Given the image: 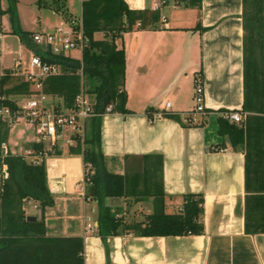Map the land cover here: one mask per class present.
I'll list each match as a JSON object with an SVG mask.
<instances>
[{
    "label": "crops",
    "instance_id": "crops-1",
    "mask_svg": "<svg viewBox=\"0 0 264 264\" xmlns=\"http://www.w3.org/2000/svg\"><path fill=\"white\" fill-rule=\"evenodd\" d=\"M40 2L43 6L35 0L36 7L55 12L67 25L81 18L83 0H79L78 16L67 3L65 13H61L53 10L51 0ZM124 2L130 10L152 11L154 0ZM19 4L17 0L19 26L28 32ZM0 6L5 9L6 1L0 0ZM35 12L36 24H44H38L30 33L55 29L47 25V18L42 20L38 10ZM159 14L164 21L159 20L156 28L141 29L137 22L120 42L115 41L125 53V108L129 112H111L101 117L100 149L107 171L121 175L141 174L145 155L161 156L165 212H179L185 194L202 195L203 232L167 237H141L127 232L102 240L98 235L97 202L85 198L82 155L70 154L73 144L63 140L41 159L53 198V206L46 208L43 215L46 235L81 237L84 264H264V234L244 232L246 151L233 149L228 139L218 133L217 125L221 111H241L243 104L242 0H201L199 8L169 4ZM7 18H1L0 75L9 72L16 78L12 73L21 57L18 51L15 60L5 59L13 53L4 49V41L11 34ZM94 38L100 40L103 34L96 33ZM19 46L22 50L20 42ZM37 47L44 52L43 45ZM24 51L31 55L27 47ZM73 53L65 56L81 60L78 52L77 57ZM197 76L201 78L208 114L199 124L186 125L183 115L194 107L193 84ZM12 97L15 101L20 96ZM148 109L153 111L148 113ZM162 112L176 115L179 120L157 116ZM257 117L264 119V114ZM20 121L9 127L2 149L24 157L25 151L37 149L39 144L34 130L31 137L17 130L24 136L23 147L18 151L13 148V129ZM245 121L244 113L242 123L236 125ZM263 124V120L253 121L250 129L254 153L250 163L260 168H264ZM56 150L59 154L54 153ZM105 204L126 224L142 222L152 213V198H107ZM23 209L27 217L39 219L35 202H24ZM88 224L95 228L88 230Z\"/></svg>",
    "mask_w": 264,
    "mask_h": 264
},
{
    "label": "trees",
    "instance_id": "trees-1",
    "mask_svg": "<svg viewBox=\"0 0 264 264\" xmlns=\"http://www.w3.org/2000/svg\"><path fill=\"white\" fill-rule=\"evenodd\" d=\"M7 2L11 33L43 61L56 63L64 71L62 75L44 81L43 90L47 95L61 99L63 106L70 108L83 87L94 96L96 113L104 112L108 105H111L112 112H129L125 108V53L115 41L124 32L131 31L137 22L141 29L156 28L159 12L130 10L124 0H83L81 23L89 42L82 51L81 60H76L42 52L33 43V34L20 29L16 0ZM176 2L184 8H199L201 4V0ZM43 4L38 0L39 6ZM51 6L53 10L65 13V0H51ZM241 18V111L246 114V121L239 126L219 117L217 125L218 133L228 139L233 149L246 151L244 232L254 235L264 234V168L250 163L254 156L250 129L253 121H264L263 117H257L264 114V0H242ZM96 33H102L103 38L96 40ZM13 80L15 78L9 72L0 75V108L8 107L11 111L16 109V103L10 97L29 92L27 82L21 79L10 86ZM150 111L153 109L147 110L148 113ZM162 116L179 120L178 116L165 112ZM100 121L101 117L95 116L86 122L83 140L75 137V146L69 148V153L82 155L84 167L90 169V174L85 176V198L97 202L98 235L101 239L127 232L141 237L201 234L202 195L185 194L179 212H165L161 156H143L141 174L121 175L107 171L100 149ZM8 134L9 127L0 121V264H84L81 237L46 235L43 215L46 208L53 206V198L47 189L44 163L33 164L23 156L4 153L2 145L7 142ZM42 147L39 144L36 148L41 150ZM54 153L59 154V151ZM259 154L257 152V158ZM107 198H152V213L142 222L126 224L105 204ZM27 200L37 204L39 219L26 220L23 204Z\"/></svg>",
    "mask_w": 264,
    "mask_h": 264
},
{
    "label": "built area",
    "instance_id": "built-area-1",
    "mask_svg": "<svg viewBox=\"0 0 264 264\" xmlns=\"http://www.w3.org/2000/svg\"><path fill=\"white\" fill-rule=\"evenodd\" d=\"M169 4L178 6L176 0H154L151 10L161 13V10ZM159 16V20L164 21L163 15L160 14ZM32 41L36 46L43 45L45 47L44 52L55 56H65L74 51L82 55V51L89 42L83 33L81 18L70 23L67 27L59 26L50 32L34 34ZM21 65L20 61L15 64V71L12 75L22 77L29 84V92L15 100L16 109L14 111L8 107H1L0 121L11 127L17 121L22 120L33 127L37 135L36 141L43 147L41 150L32 149L24 152V157L30 158V163H42L41 159L46 155V152H51L57 148L60 141L66 140L68 144L74 146L75 137L83 140L85 123L90 118L103 117L112 112L111 105H108L104 112L96 113L94 111L95 99L83 87L75 96L72 107L65 108L62 103L55 102V99L43 90V83L47 78L63 74L64 71L60 65L43 61L33 52L29 58V70L21 71ZM193 87L194 107L183 115V123L186 125H197L208 114L204 105V89L199 76L195 78ZM168 105L166 103V106ZM157 116H162V113H158ZM243 116L244 113L241 111L220 112L222 119L234 124H241ZM88 174H90V169L85 167L83 172L84 184L85 176ZM27 201L32 202L31 200ZM116 217L118 216L116 215ZM93 228H95L93 224L87 225L88 230Z\"/></svg>",
    "mask_w": 264,
    "mask_h": 264
},
{
    "label": "rangeland",
    "instance_id": "rangeland-1",
    "mask_svg": "<svg viewBox=\"0 0 264 264\" xmlns=\"http://www.w3.org/2000/svg\"><path fill=\"white\" fill-rule=\"evenodd\" d=\"M7 3V6L5 7V9H2L0 6V27H1V18H3V15H6L8 18V22L10 25V20H9V14L7 12V8H8V2L7 0H5ZM35 0H20V4H19V10H20V15H21V20L23 21L24 25L28 28V32H32L33 30H36L38 27V24H44L43 22H38V14H36V10H38L39 12V16L42 17V20H44V18H47V20L49 21L47 25H49L50 27L52 26H63V27H67V22L63 21L61 19L60 16H58L55 12L50 11L49 9H45L42 7H36L35 5ZM65 3H67L68 5H70V7L72 8V12L74 14H76L77 16L80 13V2L79 0H66ZM16 12H17V17L18 20L19 19V14H18V10H17V0H16ZM20 24V21H19ZM41 25V26H42ZM21 26V25H20ZM43 27V26H42ZM55 27V28H56ZM10 30H11V26H10ZM127 33V32H124ZM123 33V34H124ZM122 34V36H123ZM16 35H13L12 33L8 35L7 39H5L4 41V49L12 51L13 53L10 55L6 56V61L10 62L11 60H15L16 57H18L19 54H17V52H20V62H21V71H28L29 70V53L24 51L26 46L19 40L20 44L22 45L20 50V46H19V42H17L15 39ZM121 36V38H122ZM18 38V36H16ZM121 38L116 40L117 42H120ZM19 39V38H18ZM120 44V43H119ZM24 49V50H23ZM74 56H78V53L75 52L73 53ZM17 79V80H16ZM23 79L22 77H16L15 80L12 81V83L10 84V86H12L13 84H15L17 81ZM86 90V89H85ZM11 99H13V97H10ZM57 103L61 104V99L56 101ZM20 131V133L22 132L23 134H28L27 137H31L34 135V129L32 128L31 125L29 124H25L22 120L20 121V123L18 124L17 127H15L13 129V133H12V144H13V148L15 150H20L23 147V142H24V136H22L23 134H19L18 132L16 133V131ZM25 131V133H24ZM17 148V149H16Z\"/></svg>",
    "mask_w": 264,
    "mask_h": 264
},
{
    "label": "water",
    "instance_id": "water-1",
    "mask_svg": "<svg viewBox=\"0 0 264 264\" xmlns=\"http://www.w3.org/2000/svg\"><path fill=\"white\" fill-rule=\"evenodd\" d=\"M26 220H27V221H35L36 218L33 217V216H28Z\"/></svg>",
    "mask_w": 264,
    "mask_h": 264
}]
</instances>
